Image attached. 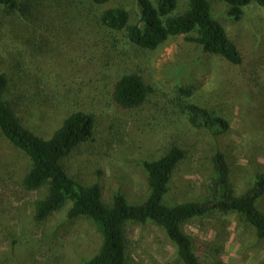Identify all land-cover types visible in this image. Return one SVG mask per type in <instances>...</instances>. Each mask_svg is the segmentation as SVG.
I'll return each instance as SVG.
<instances>
[{
    "label": "rangeland",
    "instance_id": "374dc122",
    "mask_svg": "<svg viewBox=\"0 0 264 264\" xmlns=\"http://www.w3.org/2000/svg\"><path fill=\"white\" fill-rule=\"evenodd\" d=\"M208 1L215 20L243 53L241 67L204 54L185 36L170 38L149 52L128 45L123 33L102 27L101 14L113 8H123L129 23H137L138 0H111L103 6L88 0H29L15 13L0 7L1 67L11 73L15 60L10 56H22L26 60L22 74L30 82L25 91L28 83L12 76L4 100L26 129L48 139L69 111L47 101L58 99L57 93L75 97L77 77L101 68L110 76L108 86L79 108L94 115L95 136L62 161L69 175L98 184L107 204L116 192L138 203L147 195L140 163L159 158L167 143L174 142L188 155L173 174L166 203L206 196L217 150L229 164L234 194L241 196L264 173V13L252 3L237 21L229 16L227 4ZM186 7L187 0H178L175 15ZM133 72L155 92L142 107L127 110L113 101V86L121 75ZM188 86L194 102L213 108L228 121L225 133L215 136L194 129L184 115L172 110V102L182 96L180 89ZM29 165L28 157L0 134V264H83L98 252L101 234L90 220L68 219L65 211L35 223L34 202L45 197L47 187L23 188ZM257 208L264 214V195ZM183 231L219 248L221 264H264V241L235 213L209 216L185 225ZM128 238L126 264H178L173 246L156 225L131 226ZM201 260L212 264L205 257Z\"/></svg>",
    "mask_w": 264,
    "mask_h": 264
},
{
    "label": "trees",
    "instance_id": "16d2710c",
    "mask_svg": "<svg viewBox=\"0 0 264 264\" xmlns=\"http://www.w3.org/2000/svg\"><path fill=\"white\" fill-rule=\"evenodd\" d=\"M29 0H0V7L8 13L25 9ZM45 1V0H37ZM95 6H103L111 0H88ZM229 6V16L240 20L243 10L252 3L264 13V0H221ZM141 7L137 23H129V14L123 8L105 10L100 16L102 27L123 33L130 46L155 52L170 38L185 36V40L199 46L204 54L217 56L233 67H241L244 55L237 43L231 39L223 25L211 13L208 0H187V7L175 15L178 0H138ZM20 55V53H19ZM21 56V55H20ZM15 60L13 70L5 71L0 64V134L10 145L23 152L30 165L22 178L26 191H38L47 187L43 199L34 202L33 221L43 223L53 214L66 212L68 219L90 220L101 234L102 242L98 252L83 264H126L129 248L128 230L131 226L152 223L161 228L173 246L178 264H202L201 257L221 264L220 249L185 234L183 227L213 215L235 213L254 229L256 237L264 241V214L257 208L258 200L264 195V173L257 175L253 184L241 196H236L229 183L230 167L224 154L217 150L211 158L206 196L201 200L178 204L166 203L171 180L176 168L183 162L188 151L174 142H168L165 152L153 161H142L140 166L147 179V195L138 203H131L127 197L116 192L109 204L102 198L98 184H85L69 175L62 161L76 149L89 144L95 136L96 121L92 113L79 110L86 101H92L108 86L110 76L101 68L77 77L75 97L69 93H57L58 99L47 101L69 114L62 125L48 139L34 135L15 116L4 93L9 79L23 77L25 58ZM83 58H86L84 55ZM86 60V59H85ZM94 60H89L91 63ZM37 87V86H36ZM113 101L123 109L142 107L155 92L138 73H124L113 86ZM23 89V88H22ZM28 89V88H27ZM190 86L180 89L181 97L172 102L189 124L197 130L219 136L228 130V121L213 108L202 107L192 100ZM51 99V98H50Z\"/></svg>",
    "mask_w": 264,
    "mask_h": 264
}]
</instances>
